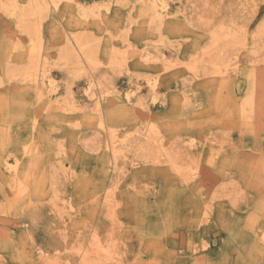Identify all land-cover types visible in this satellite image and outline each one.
Instances as JSON below:
<instances>
[{"label":"rangeland","instance_id":"rangeland-1","mask_svg":"<svg viewBox=\"0 0 264 264\" xmlns=\"http://www.w3.org/2000/svg\"><path fill=\"white\" fill-rule=\"evenodd\" d=\"M263 21L264 0L0 10V264H264Z\"/></svg>","mask_w":264,"mask_h":264},{"label":"bare ground","instance_id":"bare-ground-1","mask_svg":"<svg viewBox=\"0 0 264 264\" xmlns=\"http://www.w3.org/2000/svg\"><path fill=\"white\" fill-rule=\"evenodd\" d=\"M32 1V3H33V6H31L30 8L28 7L27 9H22V10H19V11H17V7H16V3L13 1V0H8V2L7 3H5V1L3 0V3H2V0H0V10H2L4 13H8L9 15H12V16H14V17H16V18H18L19 20L20 19H22V18H24V16H26V14L28 15V14H30L31 13V15H32V11H33V13L37 10L38 12H49L50 11V9H52L53 11H55L57 8H58V3H59V0H31ZM148 2H150V3H152V0H148ZM153 9H154V12H153V14H152V17H153V19H161V17L163 16L161 13V10L163 9V7H158L157 8V6H155V5H153V7H152ZM89 11V10H88ZM77 14H78V17H80V18H86V14H85V12H84V10L83 9H77ZM151 13H152V11H151ZM40 14H44V13H40ZM44 16H46V14L44 15ZM38 17H39V15H38ZM41 17H43V16H41ZM88 17V16H87ZM41 19V18H40ZM20 24V23H19ZM36 28V27H35ZM259 30H264V21L262 22V24L260 25V27H259ZM27 31V30H26ZM63 39H65L66 41H69V39L67 38V37H64ZM69 42H71V41H69ZM75 49H77L78 50V52H80V54H81V58L83 57V59H84V61L86 62V64H93L92 63V56L90 55V54H88V53H86V52H84V50L82 49V46L83 45H81V43L79 42V41H76L75 40ZM35 47V46H34ZM73 48V47H72ZM74 49V48H73ZM75 49H74V51H75ZM76 52V51H75ZM80 56V55H79ZM91 56V57H90ZM32 58H30L31 59V61L30 62H32L31 64H38L37 62L38 61H36V60H38V59H35V58H37L36 56H35V54L34 55H32L31 56ZM80 58V57H79ZM35 60V61H34ZM40 61V60H39ZM82 61V60H81ZM75 62V61H74ZM79 63V62H78ZM30 64V63H29ZM80 64V67L82 66L81 65V63H79ZM32 65V66H33ZM37 66V65H36ZM38 67V66H37ZM46 67V66H45ZM32 68V67H31ZM42 69H43V67H42ZM79 70H81V69H79ZM41 71H43V70H41ZM45 72V71H44ZM42 73V72H41ZM26 74V73H25ZM28 74V73H27ZM33 75V74H32ZM44 75H46V74H44ZM37 76V75H36ZM42 76H43V73H42ZM26 78V77H25ZM33 78H34V75H33ZM36 78V77H35ZM27 80V79H26ZM32 80V79H31ZM41 80H44L43 78L41 79ZM35 81V80H34ZM33 82V81H32ZM41 82H43V81H41ZM40 82V83H41ZM89 83V82H88ZM50 85H52V84H50ZM90 85H92L91 83H90ZM44 86V85H43ZM93 86V85H92ZM147 86L149 87V90H154L155 89V83H150V82H148V84H147ZM52 87H53V85H52ZM90 87V86H89ZM135 89H137V88H135ZM49 92H53L55 89H54V87L53 88H51V87H49ZM86 94H87V97L88 98H92V97H94V93L93 92H91L90 90H89V88H88V90H86ZM133 95V94H132ZM126 99V98H125ZM128 99V98H127ZM141 101V100H140ZM127 102L128 103H130V104H132L133 102L131 101V100H127ZM140 104V103H139ZM101 125V124H100ZM113 137V136H112ZM110 141V140H109ZM109 143V142H108ZM107 143V144H108ZM109 145H110V147H111V149H113L114 147H113V142L112 141H110V143H109ZM116 165V164H115ZM15 169H16V165H14V166H10V165H8V163L6 164V166H5V168H4V170L6 171V172H8V173H10L11 175L15 172ZM191 176V175H190ZM84 260H83V263L82 264H86V262H85V257L83 258Z\"/></svg>","mask_w":264,"mask_h":264}]
</instances>
